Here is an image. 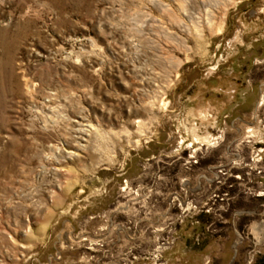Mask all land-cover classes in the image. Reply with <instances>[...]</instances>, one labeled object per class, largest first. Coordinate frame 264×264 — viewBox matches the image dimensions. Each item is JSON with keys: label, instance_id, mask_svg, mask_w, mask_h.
Returning <instances> with one entry per match:
<instances>
[{"label": "rangeland", "instance_id": "obj_1", "mask_svg": "<svg viewBox=\"0 0 264 264\" xmlns=\"http://www.w3.org/2000/svg\"><path fill=\"white\" fill-rule=\"evenodd\" d=\"M0 264H264V0H0Z\"/></svg>", "mask_w": 264, "mask_h": 264}, {"label": "bare ground", "instance_id": "obj_2", "mask_svg": "<svg viewBox=\"0 0 264 264\" xmlns=\"http://www.w3.org/2000/svg\"><path fill=\"white\" fill-rule=\"evenodd\" d=\"M212 16V12L210 13L208 10H206L203 14V19L205 21L206 26L210 29L212 28V30H219L220 29V25H216L215 22H213V19L211 18ZM69 153L72 155L74 153V151H69ZM57 169V168H55Z\"/></svg>", "mask_w": 264, "mask_h": 264}]
</instances>
